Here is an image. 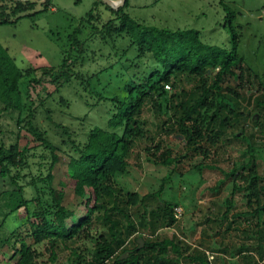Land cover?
<instances>
[{
  "label": "trees",
  "instance_id": "obj_1",
  "mask_svg": "<svg viewBox=\"0 0 264 264\" xmlns=\"http://www.w3.org/2000/svg\"><path fill=\"white\" fill-rule=\"evenodd\" d=\"M44 5L43 9L33 12L36 5L29 0H0V25L16 23L23 17L33 18L48 9L50 0ZM100 5L111 13L105 21L98 13ZM128 5L126 0L124 6L116 9L96 0L94 7L79 19V24L73 23L75 27L66 38L63 58L57 67L21 68L0 43L1 111H16L18 125L27 129L47 152L38 155L29 148L20 149L17 144L0 143V176L7 178L11 185V188H0V243L12 250L8 264H54L61 245L71 249V264H174L182 258L189 264H208L205 252L188 254L189 246L176 237L154 239L158 230L178 223L175 214L178 204L168 201L154 204L153 201L160 197L166 182L171 181L174 167L182 159L200 158L194 166L199 174L206 168L213 169L205 161L229 134L233 139L243 140L246 148L242 159L235 161L229 172H224L230 179L231 192L225 200L226 210L216 221L222 227L227 223V233L243 218L247 225L237 230L244 240L235 248L233 256H242L245 264H264V221H261L264 176L258 170V159L264 158V145L254 143V134L251 137L246 134L243 122L251 113L242 105L246 100L258 111L253 122L264 134L261 120L264 118V81L247 66L239 52L241 25H235L239 13L224 0L220 1L225 14L223 26L230 33L229 46H220L204 41L197 29H171L141 22L127 12ZM95 36L104 43L111 42L115 54L118 39L126 44L116 63L126 57L128 65L122 64L124 69L114 75L109 73L107 83L99 75L86 78L75 70L87 52L86 39ZM130 50L136 51L132 59L126 56ZM246 67L257 82L254 84L258 93L257 97L248 99L240 92ZM37 72L41 75L36 76ZM45 77L55 84V92H60L73 79L78 80L84 92L96 95L100 102H110L113 110L107 127H92L83 142L75 140L67 128L58 125L67 135L62 143L69 149L66 150L69 185L80 199L79 205L84 207L80 214L64 204V189L68 185L64 182L60 183L61 188L54 185L60 148L48 138L47 131L34 123L30 89L41 84ZM233 81L238 85L233 86ZM167 85L175 91L172 93ZM26 110L29 119L22 125ZM146 110L160 120L161 131L178 133L185 153L174 155L168 148L155 157L153 161L169 167V173L157 191L141 195L121 187L119 176L129 173L131 160L139 158L138 144L143 139L151 140L154 145L145 148L150 155L155 156L162 148L149 135ZM163 115L166 119L161 118ZM37 155L42 161L41 168L32 172L30 159ZM222 182L225 181L220 180L219 186ZM238 191L244 192L247 209L229 220ZM100 223L98 228L96 225ZM148 230L154 236L138 233ZM80 239L92 241L88 254L75 248ZM139 239L144 243L142 247ZM128 240L133 247L125 245ZM221 249L226 251L227 247ZM251 249H256L258 257L252 255ZM43 251L49 252L47 262L43 260Z\"/></svg>",
  "mask_w": 264,
  "mask_h": 264
},
{
  "label": "rangeland",
  "instance_id": "obj_2",
  "mask_svg": "<svg viewBox=\"0 0 264 264\" xmlns=\"http://www.w3.org/2000/svg\"><path fill=\"white\" fill-rule=\"evenodd\" d=\"M29 1L36 5L33 12L43 9L46 2V0ZM113 1L119 3L121 0ZM220 1L129 0L127 12L148 25L171 29H197L207 43L229 46L230 33L228 28L223 26L225 14ZM95 2L96 0H50L48 9L39 12L33 17L34 19L23 17L16 23L1 24L0 43L9 50L16 64L21 68L57 67L62 61L68 34L79 24V19L94 7ZM224 2L233 6L239 13L235 23V25H241L242 41L239 52L245 58L247 66L264 81V0H224ZM97 9L103 21L110 17L111 13L105 6L100 5ZM116 23L118 24L119 21ZM85 44L87 52L82 64L77 65L75 70L86 78H93L96 74L99 75L101 81L107 83L109 73L114 75L117 70L124 69L122 64L123 66L128 65L129 61L126 57H121V63H116L122 54L121 48L126 46L125 42L120 39L117 40L119 48L116 54L111 42L104 43L99 36L86 39ZM135 53V50H130L126 56L132 59ZM248 67H246L247 74L240 89L246 99L258 95L254 84L257 82L253 81ZM40 75L41 73L37 72L36 76ZM232 85L236 86L238 82L233 81ZM171 91L173 93L175 90L171 89ZM30 94L33 103L32 110L35 113L34 123L41 130L47 131L48 138L60 148L57 151L59 158L54 168V185L61 188L60 183H66L68 186L64 189V204L70 209H75L78 214L83 213L84 207L79 205L80 199L69 185V159L66 154L69 149L62 143L63 139H67V135H64L62 128L58 125L67 128L75 140L83 142L92 127H107L108 119L113 113L111 103L100 102L96 95L84 92L79 81L75 79L63 86L60 92H55V84L45 77L41 84L30 89ZM248 104L246 100L242 101L243 107L251 113L243 122L245 132L250 137L254 134V143L264 145V134L256 129L257 126L253 122V116L257 117L258 111L251 103ZM22 117L24 118L23 125L29 119L27 110L24 111ZM144 117L148 121L149 135L154 138L155 144H161L162 148L155 156L150 155L145 148L154 145L151 140L143 139L138 144L139 158L131 160L129 173L119 176L121 187L128 191H137L141 195L157 191L161 181L169 173V167L153 161L155 157L161 156L160 154L168 148L174 155L185 153L184 142L178 133L161 131L160 120L151 111L146 110ZM161 118L166 119V116L163 115ZM17 120L16 111H1L0 104V143H5L7 146L17 144L20 149L29 148L31 153L35 152L38 155L44 152L47 154L39 141L27 129L20 127ZM261 120L264 122V118ZM245 148L246 143L243 140L233 139L229 134L218 147L213 148L212 154L205 161L212 164L214 168H206L202 174L194 168L200 162V158L182 159L174 167L171 181L166 182L160 197L153 201L154 204H162V201L175 202L182 208V214L175 226L158 230L154 239L176 237L182 240L184 245L189 246L188 254L194 251L212 250L218 252L219 263L245 264L242 256H233L235 248L244 240L243 234L237 229H242L247 225L245 220L238 219L227 233L225 232L227 223L222 227L216 221L226 210L225 200L229 198L231 192L230 179L225 177L224 172H229L233 163L242 159ZM30 161L32 162L31 171H39L41 158L38 156L31 158ZM258 170L264 176V158L258 159ZM26 171L29 172L28 169ZM220 180L225 181L221 183V186L218 184ZM0 188H11L7 178L0 176ZM246 202L244 192L238 191L233 198L229 220L234 219L232 215L247 209ZM261 221H264V215L261 216ZM96 226L101 228V223ZM138 233L148 237L151 231ZM152 236L154 235L150 237ZM130 240L133 242L135 236ZM127 243L126 246L133 247L129 245V240ZM74 246L88 254L92 248V241L80 239ZM224 247H227L226 251L221 249ZM42 249L45 248L41 247ZM251 251L254 257H258L256 249H251ZM11 255L12 250L7 246L3 247L0 243V264H8ZM48 258L49 252L45 251L43 260L47 262ZM71 258V249L61 245L58 250V260L54 264H71ZM174 264H189V262L182 258Z\"/></svg>",
  "mask_w": 264,
  "mask_h": 264
},
{
  "label": "built area",
  "instance_id": "obj_3",
  "mask_svg": "<svg viewBox=\"0 0 264 264\" xmlns=\"http://www.w3.org/2000/svg\"><path fill=\"white\" fill-rule=\"evenodd\" d=\"M166 88L171 89V86L167 85ZM175 214H176V218L179 220L182 214V208L178 206L175 209ZM205 253L207 255L208 264H222L218 262V252L208 250V251H205Z\"/></svg>",
  "mask_w": 264,
  "mask_h": 264
},
{
  "label": "water",
  "instance_id": "obj_4",
  "mask_svg": "<svg viewBox=\"0 0 264 264\" xmlns=\"http://www.w3.org/2000/svg\"><path fill=\"white\" fill-rule=\"evenodd\" d=\"M106 5H108V6H110V7H113V8H119V7H121V6H124V4H125V2H126V0H121L119 3H115L113 0H102ZM139 241V243H140V247H142L143 246V241H142V239H139L138 240Z\"/></svg>",
  "mask_w": 264,
  "mask_h": 264
}]
</instances>
